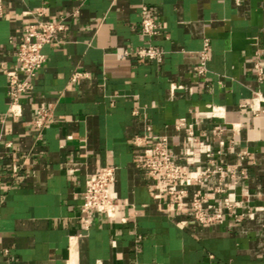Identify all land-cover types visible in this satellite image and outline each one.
<instances>
[{"label": "crops", "instance_id": "crops-1", "mask_svg": "<svg viewBox=\"0 0 264 264\" xmlns=\"http://www.w3.org/2000/svg\"><path fill=\"white\" fill-rule=\"evenodd\" d=\"M141 5L158 24L153 37L139 33ZM38 8L47 20L64 17L65 27L42 47L45 61L12 116L3 70L16 65V44ZM203 39L209 59L198 76L191 68ZM147 44L163 52L160 61L132 53ZM74 69L86 75L70 81ZM171 83L181 88L171 94ZM255 93L264 98V0H0V264H264V111L255 114L264 101ZM209 104L223 117H211ZM40 108L49 111L41 129ZM145 124L187 169L244 170L237 181L223 177L222 192L208 191L216 178L186 187L187 201L194 191L208 192L209 204L237 201L221 221L161 209L166 198L138 162L148 146L131 143ZM103 165L115 167L116 215L90 209L84 229L81 192ZM233 212L244 214L239 222Z\"/></svg>", "mask_w": 264, "mask_h": 264}, {"label": "built area", "instance_id": "built-area-1", "mask_svg": "<svg viewBox=\"0 0 264 264\" xmlns=\"http://www.w3.org/2000/svg\"><path fill=\"white\" fill-rule=\"evenodd\" d=\"M140 20L138 23L139 33L143 36L153 37L158 33V24L154 17L147 12L145 5L140 6ZM32 20L27 23L23 29L21 36L16 44L15 58L16 65L9 69H4L5 87L7 97V112L12 116H18L21 113L19 96L32 87L38 71L41 69L45 56L42 53V47L53 41H56L57 33L64 29V17H59L55 21L45 18V12L40 8L29 11ZM140 59H149L160 61L163 52L155 48L151 44L140 46L132 52ZM123 57L128 55L127 51L120 53ZM209 59V44L207 39H203L199 49V61L191 70L196 75H203L206 71V61ZM256 78H262V67L259 63H254ZM85 71L74 69L69 76L70 81L85 76ZM176 88L181 85L169 84V91L172 94ZM258 101H264V98L255 93ZM211 117L222 118L223 107L219 105H207ZM240 107L249 106L245 101L240 103ZM264 109H259L257 113H262ZM48 109L40 108L36 111L35 125L41 129L47 122ZM137 109L133 110L136 113ZM196 119V118H195ZM184 119H179L175 125L178 129L183 124ZM237 123H231L230 129L238 130ZM215 130L220 131L222 128L216 125ZM187 135L191 141H194L191 125H187ZM131 143L134 147H147L139 157V166L143 172L153 180V185L157 191V197L161 200V196H165L162 210L176 214L182 210L190 212L195 221L200 224H210L219 222L223 216V209L231 210L237 205V201L222 199L217 204L208 203V192L194 191L188 197L187 185L192 183H200L203 179H215L216 184L208 188L209 192H222L221 182L223 177L228 176L232 181H237L245 175L244 170L237 165H207L200 166L196 169H187L176 163L172 159L168 139L164 134L156 133L152 130L151 125L145 124L141 132L133 135ZM10 143H6L9 145ZM150 145V146H149ZM189 148L185 152L189 153ZM247 154L242 151L238 154L239 159ZM115 179V167L111 165H103L96 171L88 174L85 179L84 189L81 192V202L79 206V222L84 229L88 226L89 210L93 209L99 213H103L108 217H114L117 211V203L112 197L109 187ZM125 203H127L125 201ZM247 212V211H246ZM233 220L239 222L243 217V213H232ZM120 222H124L123 217L119 218Z\"/></svg>", "mask_w": 264, "mask_h": 264}]
</instances>
